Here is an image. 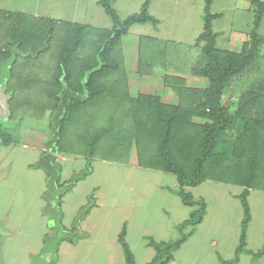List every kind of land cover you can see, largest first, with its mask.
Returning <instances> with one entry per match:
<instances>
[{
  "label": "trees",
  "instance_id": "1",
  "mask_svg": "<svg viewBox=\"0 0 264 264\" xmlns=\"http://www.w3.org/2000/svg\"><path fill=\"white\" fill-rule=\"evenodd\" d=\"M251 1L255 10L249 40L234 52L216 47L211 24L217 14L211 11L212 0H203L202 29L194 39L199 56L190 72L205 78L207 87L194 89L170 80L178 104L151 94L132 96L129 91L121 38L133 24L158 23L148 12L150 0H143L137 12L125 17L118 15L112 0H98L111 21L109 29L0 10V32L5 40L0 43V88L8 95L9 106L7 116L0 115V144L13 142L9 124L46 120L44 150L31 165L45 174L42 213L48 219V231L41 255H52L46 264L56 260L61 241L74 243L83 236L80 221L95 205L93 189L67 228L62 223L66 193L91 173L94 158L127 163L132 146L139 166L175 175L178 188L174 193L191 208L177 225V238L157 241L147 237L155 253L146 264H169L202 221L205 200L194 198L185 188L207 180L242 187L238 243L234 256L222 264H234L240 253L248 252L249 190H264V79L247 81L234 107H227L224 97L231 81L257 68L261 59L264 38L257 29L264 16V1ZM96 106L103 108L101 125L99 117L87 110ZM79 152L86 160L84 169L63 180L56 156ZM118 242L125 264H136L125 225ZM263 253L264 245L252 255ZM39 258L33 257L32 263L40 262Z\"/></svg>",
  "mask_w": 264,
  "mask_h": 264
},
{
  "label": "crops",
  "instance_id": "2",
  "mask_svg": "<svg viewBox=\"0 0 264 264\" xmlns=\"http://www.w3.org/2000/svg\"><path fill=\"white\" fill-rule=\"evenodd\" d=\"M97 1L0 0V10L109 29L111 21ZM142 2L143 0H112L120 17L137 12ZM202 9L203 0H150L148 12L158 23L155 26L150 23L133 24L121 38L122 58L129 87L133 89V82L140 86L137 93L132 91L135 95H156L165 103L178 104L179 96L171 84L175 80L189 88L207 87L205 78L190 72L191 65L199 56L195 52L199 48L194 45V39L202 29ZM254 10L251 0H212L211 11L217 14L211 24L216 34V47L241 51L244 43L249 40ZM257 33L264 38V16ZM170 47L173 50L188 48L192 51L194 57L186 62L182 72L180 65L172 66L168 59ZM159 56L163 58L162 61ZM260 62L264 64V44L261 47ZM23 147L35 153L31 155V161L22 163L14 172L10 161H6L0 168V193L7 196L12 193L15 209H20L24 217L28 216L24 220H18L16 216L12 218L15 209L11 213L9 206H3V198L0 200V210H3L0 217V264H34L32 259L36 256L41 259L37 264H46L52 258L50 254L41 255L43 237L48 231V219L42 213L45 174L41 169L31 167L44 147L42 143L23 144ZM56 160L61 165L63 180H68L86 165L85 157L77 154L61 153L56 156ZM76 160L79 161L78 169H65L66 164ZM129 161L114 163L105 159H93L91 173L77 181L66 193L62 202V223L67 228L72 225L93 189L95 205L80 221L79 230L83 236L74 243L61 241L57 258L50 264H125L118 242V233L123 225L126 228V241L136 264H146L154 257V249L148 245L147 237L157 241L178 237L177 225L188 217L191 208L184 205L174 193L178 188L175 175L171 174L170 179L160 183L159 175L167 172L129 164ZM111 162L125 167L130 165V170L125 172L126 180L133 175L132 169L138 172L134 174L135 186L128 188L124 184L120 185L114 198L104 202L100 199L101 185L91 179L102 170L103 176H109ZM208 183L211 184L208 186ZM185 189L192 195L194 190H199V195L195 198L205 200L206 213L186 241L174 252L169 264H222V261L231 259L238 243L242 218L238 199L242 187L207 180L196 187ZM20 190L29 195L25 202L23 197L16 194ZM125 194H129L127 198ZM256 196L260 198V202L252 205V199ZM263 200L264 190H249L251 219L245 239L248 252L240 253L234 264H264V253L259 257L252 255L264 245Z\"/></svg>",
  "mask_w": 264,
  "mask_h": 264
},
{
  "label": "rangeland",
  "instance_id": "3",
  "mask_svg": "<svg viewBox=\"0 0 264 264\" xmlns=\"http://www.w3.org/2000/svg\"><path fill=\"white\" fill-rule=\"evenodd\" d=\"M2 24V23H1ZM5 24H2V29L4 28ZM2 30L0 32V43L4 44V39L2 37ZM196 53H199L198 50H195ZM122 53V51H121ZM145 54V52L143 53ZM164 55L166 56V53H164ZM167 55L169 56L168 59L169 61L172 63V66L174 64L180 65V72H182V69H184L188 63V61L193 59V55H192V51L188 48H183L182 50L179 49H175L173 50V47H170L169 51L167 52ZM195 55V54H194ZM162 57L159 56V60L162 61ZM42 60H44V58H42ZM46 60V57H45ZM187 62V63H186ZM186 63V64H185ZM171 70V69H170ZM127 75V72H126ZM253 79H264V64H262V62L258 63V67L255 69H251L246 71L245 73H243L241 76L234 78L231 81L230 87L227 90L225 97H224V101L227 105V107H233L236 104V99L239 96L243 86L245 85V83L249 80H253ZM128 80V78H127ZM133 89L131 90V87H129V83H128V87H129V91L130 94L132 95V93L134 94L133 96H137L135 95L134 92L139 91V87L137 86L136 82H133ZM172 86H174V83L172 84ZM142 90V88H140ZM175 89V88H174ZM134 91V92H132ZM143 91V90H142ZM137 93V92H136ZM188 103V101H187ZM103 108H99V107H94V108H90L87 109L88 112L90 113H95V116L98 118L99 117V121L97 123H99L100 125L103 123L102 121V110ZM87 110H85L84 112H87ZM9 111V106H8V95L5 94L4 91H2V89L0 88V115L1 116H7ZM87 112V113H88ZM195 121H200L202 122L204 119L201 117H194L193 118ZM9 132L12 135V139L13 142L11 144H9L8 146H2L0 144V168L1 166L6 162V161H10L12 166H13V172L16 171L18 169V167H20V165L24 162H28L31 161V159L33 158V156L35 153H33V151L31 150H27L23 147V144L25 145H29V144H40L42 143L43 138L46 136V120H40V121H34V120H30V119H25L24 121H22L19 125H12L9 124ZM78 152V151H77ZM136 148L134 146H132V150L130 153V161L129 164H136L138 165V161H137V157H136ZM70 154V153H69ZM74 154V153H72ZM77 155H82V153H75ZM94 159H102L101 157H96ZM79 161H73L71 163H68L65 165V169L66 170H76L79 167L78 164ZM115 163V162H114ZM113 162H111L110 164V170H111V174L109 176H103L102 171H99L96 173L95 176L92 177L91 181H94V183H98L101 185L100 187V199L102 201H107L108 199H113L115 192L118 190L119 186L124 184L126 185L128 188L130 186H135L134 180H135V172L136 169H132L131 171H133V175L128 178L126 180L125 178V172L129 171L130 169H128L130 167V165H128V167L125 166H120V165H115ZM118 163V162H117ZM120 163V162H119ZM128 163V162H127ZM12 168V167H11ZM20 170H23L22 168H20ZM144 173H146V171H143ZM129 176V175H128ZM171 173L167 174V173H163V175H159V181L160 183H164L166 181V179H170L171 178ZM153 179H155L153 177ZM211 183H208V186ZM215 184V183H213ZM125 186V187H126ZM214 186V185H213ZM1 190V189H0ZM16 194H18L19 196L23 197V201L25 202V198H29V195L27 194V192L20 190L19 192H17ZM263 194V193H262ZM12 193L10 194V196H7L6 194H1L0 193V200L3 198V206L6 208L7 206L10 207V212L13 211V209H15V202L12 201ZM129 194H125V197L127 198ZM199 195V190H194L193 191V196L198 197ZM209 197V196H208ZM197 199V198H196ZM262 201V200H261ZM264 201V200H263ZM260 202V198L259 197H254L252 199V205L258 204ZM2 211L0 210V217L2 216ZM12 213V212H11ZM22 211L20 209H15L12 213V218L14 216L18 217V220H24L26 219L28 216L26 215L25 217L21 214ZM15 217V218H16ZM1 223V222H0ZM1 255H0V260H1ZM1 262V261H0Z\"/></svg>",
  "mask_w": 264,
  "mask_h": 264
}]
</instances>
